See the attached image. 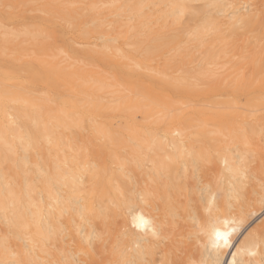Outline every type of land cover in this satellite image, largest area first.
Wrapping results in <instances>:
<instances>
[{"label":"bare ground","instance_id":"bare-ground-1","mask_svg":"<svg viewBox=\"0 0 264 264\" xmlns=\"http://www.w3.org/2000/svg\"><path fill=\"white\" fill-rule=\"evenodd\" d=\"M263 65L264 0H0V264H264Z\"/></svg>","mask_w":264,"mask_h":264},{"label":"rangeland","instance_id":"rangeland-1","mask_svg":"<svg viewBox=\"0 0 264 264\" xmlns=\"http://www.w3.org/2000/svg\"><path fill=\"white\" fill-rule=\"evenodd\" d=\"M187 21H188V19L185 18L183 23H185V22L187 23ZM263 66H264V65H263ZM258 77H260V78L262 77V79L264 78V67H262V70H261V72H260V74H259ZM256 222H257V221H256Z\"/></svg>","mask_w":264,"mask_h":264}]
</instances>
